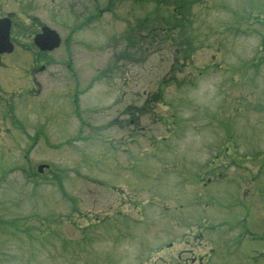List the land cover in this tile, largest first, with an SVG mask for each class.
I'll return each mask as SVG.
<instances>
[{
    "label": "rangeland",
    "instance_id": "obj_1",
    "mask_svg": "<svg viewBox=\"0 0 264 264\" xmlns=\"http://www.w3.org/2000/svg\"><path fill=\"white\" fill-rule=\"evenodd\" d=\"M22 1L27 3L23 5ZM100 1V6L108 2ZM160 1L169 3L173 0L115 1L110 10L102 12V17L91 29L80 32L70 53H53L59 60L68 54L72 57L77 79L74 81L66 66L51 63L47 68L51 73L37 75L41 94H35V100L26 98L27 93L22 91L26 82L19 80L29 57L22 58L20 51L2 56L6 67L1 71L6 70L7 61H10L9 77L13 81L0 79V115L11 105L9 128L0 131V175L3 168L17 162L24 164L20 151L34 138L24 145L19 140L22 137L28 139L34 126L42 129L47 144L40 141L29 153L28 159L33 164L30 169L33 171L37 164L45 163L51 169H43L42 176L53 173L52 179L48 177L43 186L34 183L36 178L34 184H23L21 176L12 174L5 181L7 186L0 187V264H154L161 254L151 255L147 249H152L165 236H178L177 233L169 235L174 233L171 218L180 213L172 208V204L179 202L187 214L186 227L191 229L192 225H201L191 229L196 233L191 241L198 239V243L187 246H196L193 251L197 253L198 248L204 259L208 252H213L203 264H264L246 258L250 246L264 244L240 243L237 240L239 225L227 226L248 213V231L258 234L257 240L264 243V45L261 44L264 39V0H215L212 13L221 14L213 17L204 14L196 5L195 22L206 19L211 23L216 29L213 31L215 48L222 47L221 43L225 47L220 51L214 47L206 51L195 49L196 45L192 43L187 45V54L186 50L180 49V55H188L185 60L194 65L209 63V56L214 55V63L223 66L233 63L243 68L244 74L229 78V70L209 68L204 77L194 80L195 87L185 85L181 90L166 89L165 97L175 105L174 108L168 110L158 104L151 109L156 113L150 111L149 115H144L138 112L141 122L144 119L151 125V131H140L132 143L122 146L123 150L110 148L123 142L120 135L114 134L113 127L120 111H97L96 108L111 97L117 98L121 91L130 93L123 98L121 106L137 102L150 76L134 60L133 63H120L124 67L120 68L119 78L111 84L105 79L96 84L99 72L108 62L113 64L116 60L114 47L122 52L130 47L128 35L125 36L129 33V20L160 7ZM91 3L89 0H58L57 4L56 0L52 3L47 0H5L0 2V14L8 10L15 12L14 35L23 45L31 47V30L36 29L40 21L54 27L59 25V30L67 33L69 29L64 25H71L73 9L83 15ZM33 6L36 8L32 9ZM165 7L162 10L173 16L172 4ZM221 15L222 22H216ZM72 16L74 20L75 16ZM247 19H254V22H246ZM85 23L83 19H77L71 26ZM217 29L221 30L216 33ZM229 32L244 35L227 34ZM112 35L119 41L113 48L107 45ZM256 54L261 55L256 64L243 62ZM13 63L19 64L21 69ZM84 85L92 88L78 96V116L68 111V97ZM66 88L74 90L70 92ZM9 89L13 90L8 92ZM23 100L26 107L22 108ZM172 111L174 120L167 119ZM158 114L166 118L162 125L156 122ZM81 118L86 124L83 132L77 134ZM126 121L128 123L127 118ZM20 126L26 128V133ZM226 132L227 140L224 138ZM202 143L206 147L210 145L209 148L202 149ZM224 145L229 153L225 156L230 161L226 160V165L215 161L203 167L215 153L224 150ZM126 149V163L116 164V160L122 161ZM208 177L212 178L210 182ZM116 192L118 203L112 210L107 211L112 198L106 204L95 205L93 202V199L96 203L100 201L98 196L113 197ZM194 192L198 196L197 206ZM123 202L127 208L117 210ZM167 206L171 209L167 210ZM204 219L207 220L204 222ZM176 227L179 230L180 226ZM192 234L190 231L187 238ZM175 245L184 248L186 243Z\"/></svg>",
    "mask_w": 264,
    "mask_h": 264
}]
</instances>
